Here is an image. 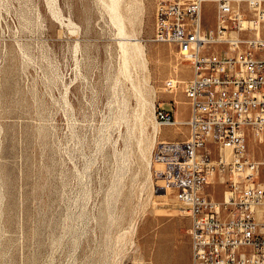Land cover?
Segmentation results:
<instances>
[{
  "label": "rangeland",
  "instance_id": "1",
  "mask_svg": "<svg viewBox=\"0 0 264 264\" xmlns=\"http://www.w3.org/2000/svg\"><path fill=\"white\" fill-rule=\"evenodd\" d=\"M160 1L121 0L124 35L110 0H0V264H190V216L154 164L160 137L189 127L158 123L154 143L151 100L186 118L166 82L192 68L153 40ZM217 3L204 2L209 28Z\"/></svg>",
  "mask_w": 264,
  "mask_h": 264
},
{
  "label": "built area",
  "instance_id": "2",
  "mask_svg": "<svg viewBox=\"0 0 264 264\" xmlns=\"http://www.w3.org/2000/svg\"><path fill=\"white\" fill-rule=\"evenodd\" d=\"M204 2L161 0L157 6L153 40L174 46L194 71L185 81L166 82V90L184 92L189 135L158 144L166 173L157 187L169 190L190 216V264H264V37H252L264 8L261 0L249 1L256 12L248 17L218 0L216 26L209 28ZM233 31L244 43L221 38ZM176 112L155 106L160 124H174ZM214 184L222 186V200L213 196Z\"/></svg>",
  "mask_w": 264,
  "mask_h": 264
},
{
  "label": "bare ground",
  "instance_id": "3",
  "mask_svg": "<svg viewBox=\"0 0 264 264\" xmlns=\"http://www.w3.org/2000/svg\"><path fill=\"white\" fill-rule=\"evenodd\" d=\"M250 1H252V0H250ZM120 5H121V0H110L109 8L112 11V18H113V20L117 21L118 24H119L120 33L121 34H124V35H127L128 33L124 30V25H123V21H122L123 15H122L121 10H120ZM226 33H227V35H224L221 38H224V39H229V38L239 39V43H244V42H242V41H244V39L242 38V34L240 32L233 31V32H226ZM254 33L255 34L252 33V37H256V38H263L264 37V32H262L261 29L255 31ZM129 35H132V34H129ZM132 39H133V37L127 36V37H124V40L123 41H120L121 42V45L123 47H125L124 49H126L125 52L127 54H125V56H128V55L138 56V59L140 60V62L142 64H145L146 61H145V57H144L143 45L139 44V41H137L136 43L135 42H132L131 41ZM193 76H194V71L191 68V75H190L189 78H192ZM189 78H187V79H189ZM187 79H182V80H179V81H185ZM168 92H171V91H168ZM151 104H152V112L155 115V106L156 105H155V103H154L153 100H151ZM187 104H188V102H187ZM188 107H189V105H188ZM158 123L160 124L159 121H154L153 126H152L153 127L152 128V137H153V142L154 143L157 142V140H158V134L160 132V129L158 127ZM183 123L186 124V121L180 123L177 120L173 125H180V124H183ZM166 141L167 140H161L160 139L157 142V145L159 143H161V142H166ZM225 155H226V159L227 160H230L231 155H232V152H231V149L229 147L225 149ZM154 164H155V168L156 167L159 168L162 171V174L164 176L165 173H166V162H165V160L163 158L158 157V158L155 159V163ZM212 180L216 182V180H217L216 175L213 174L210 177V181L211 182H212ZM213 195H215V194H213Z\"/></svg>",
  "mask_w": 264,
  "mask_h": 264
},
{
  "label": "crops",
  "instance_id": "4",
  "mask_svg": "<svg viewBox=\"0 0 264 264\" xmlns=\"http://www.w3.org/2000/svg\"><path fill=\"white\" fill-rule=\"evenodd\" d=\"M188 107V106H187ZM188 115V114H187ZM177 120L181 123V122H184V121H186L187 120V117L185 118L184 116H182L181 118H179L178 117V112H177ZM187 136V135H186ZM172 137H175V138H177V137H179V134H176V135H174V136H172ZM160 139L161 140H168V138H161L160 137ZM170 140V139H169ZM216 195V194H215Z\"/></svg>",
  "mask_w": 264,
  "mask_h": 264
}]
</instances>
